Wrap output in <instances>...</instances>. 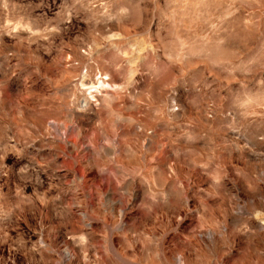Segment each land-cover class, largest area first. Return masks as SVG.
Wrapping results in <instances>:
<instances>
[{
    "label": "rangeland",
    "instance_id": "rangeland-1",
    "mask_svg": "<svg viewBox=\"0 0 264 264\" xmlns=\"http://www.w3.org/2000/svg\"><path fill=\"white\" fill-rule=\"evenodd\" d=\"M0 264H264V0H0Z\"/></svg>",
    "mask_w": 264,
    "mask_h": 264
}]
</instances>
